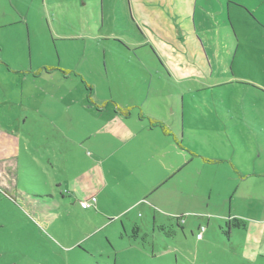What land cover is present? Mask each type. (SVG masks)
Returning <instances> with one entry per match:
<instances>
[{
  "label": "rangeland",
  "instance_id": "1",
  "mask_svg": "<svg viewBox=\"0 0 264 264\" xmlns=\"http://www.w3.org/2000/svg\"><path fill=\"white\" fill-rule=\"evenodd\" d=\"M121 1L125 5V0H104V3L117 6ZM222 1L226 6L230 3V18L227 10L224 15L218 0H215L216 6L198 0V4L206 5V16L213 17L209 18L208 32L202 37L207 38V51L215 65L220 62L217 57H223L229 47L230 51L237 52L234 71L242 83L237 82L231 87L233 93H224L219 86L201 92H185L184 87H180L181 96H185L186 128L190 118L198 127L191 128L193 136H186L185 144L204 153L203 158L224 159V154H231L230 144L237 148L238 143L246 153L257 150L250 137L255 139L259 135L264 163V0ZM249 1H254L255 6ZM101 4L103 0H0V129L6 134L18 130L22 143L36 140L31 143L32 153H38V159L52 155L51 163L55 165L60 157V147L66 142L60 122H67L69 116H87L89 110L96 112L92 105L87 107L91 109H82L79 100L84 99L81 97L83 91L80 94L72 88L67 91L66 85H78L83 90L84 83L91 84L101 98L112 96L113 100L124 103H143L144 98L140 96L145 94L148 85L153 89L149 93L151 101L159 100L164 94L172 99L179 98L178 92L173 93L172 87L167 85L169 78L160 76L153 68L159 65L158 61L150 59V47L139 46L136 53L149 52L150 60L142 59V62L150 66L151 75L140 71L143 76L139 80L130 75V70L142 69L133 58L135 46L125 33L119 32L121 29L116 28L120 21L115 11L109 10L102 25L99 18ZM114 17L118 19L117 23L113 22ZM148 29L154 35L152 29ZM115 35L117 37H113ZM227 40L232 43L228 45ZM49 68L55 73L47 76ZM65 71L71 72L70 78L62 81L67 79L63 76ZM223 80L224 77L207 78L199 83L200 89ZM224 101L231 107H224ZM112 106L109 105V111ZM179 114L182 117V113ZM224 117H234L236 124L229 123L231 129L224 130ZM236 130L239 133L230 138V142L216 141V136L224 139L225 131L230 134ZM0 140L3 143L0 151H5L8 140L3 136ZM87 150L92 149L85 146V153ZM219 154L221 156L217 157ZM70 155H80L75 145L69 153L71 161ZM24 161L32 173L48 183L54 182L57 175L64 176L55 171L41 175V170L29 165L27 159ZM202 162V159L197 160L179 174L175 184L179 190L178 193L175 191L174 199L177 216L169 218L166 207L155 216L149 209L141 208L134 222H138L142 231L133 235L131 240L135 246L125 254L126 261L119 258L118 264L239 263L237 248L242 242L241 232L233 229L229 239L226 223L237 220L234 216L246 211L249 190L255 193L249 203L258 207L250 214L260 217L264 211V186L249 189L243 186L246 184L240 180V171L236 167L224 166V163L202 165ZM44 164L53 168L48 160ZM10 169L7 170L9 179L12 178ZM25 178L28 180L29 176ZM168 189L163 190V197ZM110 191L111 196L115 194L111 188ZM20 198L21 203H16L0 189V264H114V259L106 260L108 254L100 263L80 249L66 250L65 245H73L78 240L79 229L87 228L80 206L73 208L80 218L61 212V219L49 227L30 216ZM118 206L119 211L125 208L123 202ZM107 209L111 211L108 206ZM202 227L206 228L205 238L199 241L197 234ZM87 247L89 244H85Z\"/></svg>",
  "mask_w": 264,
  "mask_h": 264
},
{
  "label": "crops",
  "instance_id": "2",
  "mask_svg": "<svg viewBox=\"0 0 264 264\" xmlns=\"http://www.w3.org/2000/svg\"><path fill=\"white\" fill-rule=\"evenodd\" d=\"M204 1L213 6L217 5L215 0ZM218 1L224 9V15L226 16L225 10H227V16L230 18V3L228 2L226 6L222 0ZM253 2L250 3L254 5ZM205 8L206 5L203 2L198 4V0H125V5L121 1L117 6L106 5L103 0L100 7L99 18L102 25L105 24L109 10L115 11V15L119 14L117 18L120 21L116 28L121 29L119 32L125 33L135 46L133 58L139 62L138 66H142V69L130 70V75L139 80L143 74H150V66L145 65L142 59L148 61L155 59L159 66L153 68L159 71L160 76L166 75L169 78L167 85L172 87L173 93L178 92V99H172L171 96L164 94L159 100L151 101L149 93L153 89L148 85L145 86V94L140 96L144 98L143 103H124L125 101L113 100L112 96L101 98L95 94L96 89L91 84L83 82V90L78 85H66L67 91L71 88L79 94L83 91L81 97L84 99L79 100V103L83 104L82 109L88 110L94 107L96 112L89 110L87 116H69L67 122H60V129L65 135L66 142L60 147L57 165L51 163L52 155L42 156L40 160L38 153H32V142L36 140L22 143L18 130L6 134L0 129V136L8 140L6 144L8 149L0 151L2 178L0 189L9 198L21 203L20 197H22L26 205L25 211L33 218L45 222L49 227L53 226L55 224L53 222L58 218L61 219V212H65L69 217L80 218L79 212L73 208L77 205L83 210V219L87 223V228L79 229L78 240L73 245H65L66 250L80 249L93 261L98 260L100 263L105 254H108L106 260L114 259V264H118L119 258L125 262V254L135 246L131 240L133 235L137 236L142 231L138 222H134L141 208L149 209L155 216L157 213H162L163 207H166L168 209L166 215L169 218L177 216L174 211V199L179 190L178 185H175L179 174L200 159L203 160L202 165L224 163V166L236 167L238 172L240 171V180L246 184L243 186H248L249 189L254 186H264V163L262 143H260L262 139L259 135H256L255 139L253 136L250 137L251 142L257 145V150L246 153L238 143L237 148L230 144L232 148L230 152L236 156L227 152L224 154V159L219 157L220 154L217 156L219 158L215 159L203 158L201 155L204 156V153L200 154L193 146L185 144V137L193 136L191 128L198 129V127L190 118L186 122L188 129L186 128L185 96H181L180 87H184L185 92L196 90L201 92L206 88L219 86L224 93L226 91L233 93V85L237 82L242 83L234 71L237 52L230 51L231 47H229L230 50L225 51L223 57H217L220 62L215 65L207 51V38L202 36L208 32V21L213 17L206 16L208 10ZM110 17L111 15H108V18ZM117 18H113L114 23H117ZM148 28L152 29L154 35ZM105 36L109 37V34L106 33ZM94 38L101 37L94 36ZM230 43L232 42L227 40V44ZM139 46L150 47L149 52L152 55L150 59V55H147L149 52L136 53ZM129 49L132 52V49ZM54 73V69L46 72L47 76ZM70 73L63 72V76L67 79L64 78L62 81L68 80ZM213 76L224 77V80L200 89L202 87L199 83ZM109 91H112L111 86ZM110 104L113 106L109 111ZM89 105L92 107L87 108ZM224 107L230 108L231 105L224 101ZM196 119L198 118L195 117ZM234 121H236L234 117H224V130L231 129L228 125L229 123L235 125ZM225 132L224 139L216 136V141L230 142V138L237 137L236 133H239L238 130L230 134ZM2 144L0 140V145ZM35 145L38 147L37 144ZM73 145L79 149L80 155L77 157L70 155L72 157L70 161L69 153ZM85 146L92 150H87L85 153ZM29 150L32 155L28 153ZM21 156L30 162L29 165L41 170V175L47 176V173L55 171L64 176H55L56 180L52 183L41 180L31 172L29 166L25 165L26 160H22ZM47 160L53 168L46 167L44 163ZM10 167L8 172L12 174L11 179L7 174ZM26 175L29 176L28 180L25 178ZM110 188L115 193L112 196ZM166 188H169V191L167 196L163 197L162 192ZM254 195V191L249 190L246 194L247 200L252 202ZM91 197L97 199L95 206L83 209L80 202L87 201ZM122 202L125 208L119 211L118 204ZM249 202L243 214L238 213L234 216L245 223L244 227L235 229L241 232L242 237V242L237 248L240 259L238 264H264V211L260 217L250 214L258 210V207ZM232 230L230 229L229 239ZM205 232L206 228L202 239L197 240H203ZM85 244H89V247L85 248Z\"/></svg>",
  "mask_w": 264,
  "mask_h": 264
},
{
  "label": "built area",
  "instance_id": "3",
  "mask_svg": "<svg viewBox=\"0 0 264 264\" xmlns=\"http://www.w3.org/2000/svg\"><path fill=\"white\" fill-rule=\"evenodd\" d=\"M96 202H97V199H96V197H91L89 200H87V201H82L81 203H80V205H81V207L83 208V209H90V208H92L93 206H95V204H96ZM203 232H204V228L202 229V231L197 235V239H202V237H203Z\"/></svg>",
  "mask_w": 264,
  "mask_h": 264
},
{
  "label": "trees",
  "instance_id": "4",
  "mask_svg": "<svg viewBox=\"0 0 264 264\" xmlns=\"http://www.w3.org/2000/svg\"><path fill=\"white\" fill-rule=\"evenodd\" d=\"M51 69H47V71H50ZM81 203V202H80ZM245 223L239 220H233V221H228L226 223V227L228 231L226 232L227 235L230 233V229H238L241 227H244Z\"/></svg>",
  "mask_w": 264,
  "mask_h": 264
}]
</instances>
